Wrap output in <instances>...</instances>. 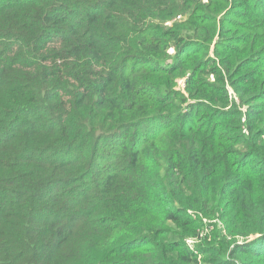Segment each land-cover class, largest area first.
<instances>
[{
    "label": "trees",
    "instance_id": "trees-1",
    "mask_svg": "<svg viewBox=\"0 0 264 264\" xmlns=\"http://www.w3.org/2000/svg\"><path fill=\"white\" fill-rule=\"evenodd\" d=\"M0 264H264V0H0Z\"/></svg>",
    "mask_w": 264,
    "mask_h": 264
},
{
    "label": "rangeland",
    "instance_id": "rangeland-1",
    "mask_svg": "<svg viewBox=\"0 0 264 264\" xmlns=\"http://www.w3.org/2000/svg\"><path fill=\"white\" fill-rule=\"evenodd\" d=\"M182 84V83H181ZM230 93H232V91L230 90ZM189 242H190V245H193L194 243V241H192V240H189ZM20 248H23V247H20ZM24 249V248H23Z\"/></svg>",
    "mask_w": 264,
    "mask_h": 264
},
{
    "label": "water",
    "instance_id": "water-1",
    "mask_svg": "<svg viewBox=\"0 0 264 264\" xmlns=\"http://www.w3.org/2000/svg\"><path fill=\"white\" fill-rule=\"evenodd\" d=\"M253 237H254V236H253ZM253 237H252V238H253Z\"/></svg>",
    "mask_w": 264,
    "mask_h": 264
}]
</instances>
